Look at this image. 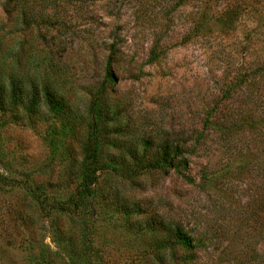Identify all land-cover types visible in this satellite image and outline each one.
Masks as SVG:
<instances>
[{"label":"rangeland","instance_id":"rangeland-1","mask_svg":"<svg viewBox=\"0 0 264 264\" xmlns=\"http://www.w3.org/2000/svg\"><path fill=\"white\" fill-rule=\"evenodd\" d=\"M200 1L0 0V264H264V0Z\"/></svg>","mask_w":264,"mask_h":264},{"label":"trees","instance_id":"trees-1","mask_svg":"<svg viewBox=\"0 0 264 264\" xmlns=\"http://www.w3.org/2000/svg\"><path fill=\"white\" fill-rule=\"evenodd\" d=\"M207 1V0H201ZM200 1V2H201ZM183 0H177V4H182ZM206 2L202 5L204 6ZM242 7L237 3L231 4L228 3L227 6L223 7L222 9H215V11H200L199 16L201 20L206 21L207 18L214 16L219 22L222 21H232L233 18L238 14ZM197 16V17H199ZM195 30L197 25L193 27ZM108 67V63L106 64ZM108 70V68H107ZM112 79V75L110 72H106L104 75V80ZM97 151V139L94 134V129L91 128L88 136L86 138V145L83 151V156L81 159V177L78 186V194L86 195L91 192L90 185L93 183L97 171V165L95 160V155ZM145 166L139 167L140 170H144ZM176 235L179 243H181L185 247H191L194 243V239L191 236H187L185 233L181 232L179 229H176Z\"/></svg>","mask_w":264,"mask_h":264}]
</instances>
